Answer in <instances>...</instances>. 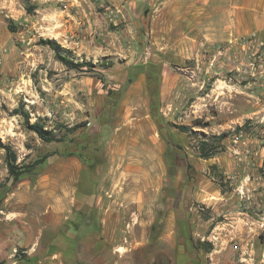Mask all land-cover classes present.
I'll return each instance as SVG.
<instances>
[{
  "label": "crops",
  "instance_id": "1",
  "mask_svg": "<svg viewBox=\"0 0 264 264\" xmlns=\"http://www.w3.org/2000/svg\"><path fill=\"white\" fill-rule=\"evenodd\" d=\"M48 1L61 2L62 13L76 19L78 46L97 39L98 6L106 9L109 24L119 26L107 29L108 35L120 34L129 48H120L125 62L107 70L102 80L93 73L75 79L76 118L86 126L70 134L75 149L51 151L46 167L55 161L52 173L44 170L20 182L6 200L13 201L11 207L0 209V263L15 246L33 252L58 237L64 263L196 264L205 254L234 264L247 253L252 256L259 235L256 221L241 208V149L204 159L211 167L220 165L233 189L214 178L192 183L193 205L203 202L209 211L203 216L188 204L180 213V200L186 205L191 198L169 193L188 188L176 181L179 148L171 134H181L169 128L164 107L165 93L179 87L173 65L180 57L195 55L213 41L264 31V0ZM62 24L59 33L68 37L72 24ZM203 243L211 247L205 253Z\"/></svg>",
  "mask_w": 264,
  "mask_h": 264
},
{
  "label": "rangeland",
  "instance_id": "2",
  "mask_svg": "<svg viewBox=\"0 0 264 264\" xmlns=\"http://www.w3.org/2000/svg\"><path fill=\"white\" fill-rule=\"evenodd\" d=\"M252 2L257 1L246 0L248 4ZM53 3L51 5L48 0H0V145H3L0 147V209L11 207L13 201L6 200L20 182L32 180L37 175L40 177L44 170L48 175L57 166L53 161L50 167H46L45 162L37 166L34 172L23 174L18 182H14L4 147H10L16 154L15 165L19 169L33 164L51 151L59 152L62 146L75 149L76 138L70 140L68 133L73 125L85 123L76 118L75 79L81 75L92 76L90 73H93L95 78L102 80L107 70L125 62L120 48H129L128 41L124 42L120 34L108 35L107 29L114 32L119 26L109 24L103 14L106 9L98 6L95 9L100 13V20L94 24L97 39H85L78 46L77 42L81 39L77 36L76 19L62 13L65 6H60L61 2ZM65 20H70L72 25L68 37L63 39L59 32L65 27L62 24ZM256 34L264 41V31ZM250 36L243 37L244 40L226 38L213 41L211 45L196 50L195 55L181 56L180 62L173 65L174 77L179 76V87L172 93L170 90L165 93L164 107L169 128L181 134L179 137L171 134L179 148L180 168L173 170L180 173L176 180L180 187L188 188L192 183L214 178L227 190H232L233 186L225 179L218 163L211 167L200 159L199 143L203 138L215 141L214 136L227 133L228 136L221 143L218 141L220 145L216 156L220 158L223 152L236 146L241 149L237 171L243 199L241 208L256 221L259 239L252 256L247 253L240 261L235 260L234 264H264V73H256L255 38ZM49 40L57 43V50L62 56L82 66L71 68L58 60L56 50L44 42ZM79 50L88 54L81 56L77 52ZM16 109L20 114L15 112ZM23 113L29 114L30 123H42L46 129L54 130L57 137L64 136L63 142L68 140L69 144L44 142L28 129L21 115ZM196 120L201 125L209 123V126L195 125ZM178 127L192 129L187 133L189 139L182 135L185 132ZM236 135H241L238 141L235 140ZM194 171H198L200 176L196 177ZM35 191L41 190L37 188ZM169 193L179 199L183 194L190 196L191 200L186 205L180 200V213L190 204L203 216L207 215L209 210L206 204L195 202L193 205L194 196L190 187L188 190L186 187L172 189ZM243 217L248 218L247 215ZM222 219L219 217V221ZM241 223L246 224V221ZM60 245L58 237L53 238L49 246L36 248L33 252L15 246L0 264H12L17 260L19 264H75L77 260L64 263ZM52 254L56 256L51 258ZM193 262L233 264L210 259L205 254ZM164 264L169 263L166 261Z\"/></svg>",
  "mask_w": 264,
  "mask_h": 264
},
{
  "label": "trees",
  "instance_id": "3",
  "mask_svg": "<svg viewBox=\"0 0 264 264\" xmlns=\"http://www.w3.org/2000/svg\"><path fill=\"white\" fill-rule=\"evenodd\" d=\"M44 42L49 43L53 47V49L56 50V57L58 58V60L63 62L65 65L71 66V68H77V66H82V65H80L78 63H74L73 61H70L66 57L62 56L58 52V50H57L58 45L54 40H49V41H44ZM15 112L17 114H20L18 109H16ZM21 115L24 117L25 123H26L28 129L35 132L44 142H47V143L63 142L64 136L57 137L54 130L46 129L45 125H43L40 122L30 123V116L27 113H25V114L23 113ZM195 122H196L195 125H199V126L203 125L205 127L209 126V123H204L201 125V123L199 121L196 120ZM85 126H86V123H79V124L73 125L70 128L68 135L76 133L80 128H83ZM179 130L182 132H185V133H189L192 131V129L188 130L187 128H184V129L179 128ZM227 136H228L227 133H222L218 136H214L215 141L210 140L208 138H203L200 141L199 148H198V153H199L200 158L205 159V160H209V159L214 158L216 156V154L218 153L217 147L220 145L219 142L221 143ZM65 138H67V137H65ZM76 144H77V142L75 141V145ZM80 145H82V143H80ZM88 146H90V145H88ZM0 147H3V145H0ZM85 148H87V146ZM4 149L7 151V154H8L9 173L13 176L14 182H18L23 174L34 172V170L36 169L37 166L44 164L47 161V159L52 155L51 153L46 154V155L38 158L37 160H35L33 162V164H31L27 167H24L23 169H19L15 165V162L17 160L16 154H14L11 151L10 147H8V146L4 147ZM219 184L221 186H224V185H222V183H219ZM203 246H205L206 250H208V251L211 248V247H209L208 243H203Z\"/></svg>",
  "mask_w": 264,
  "mask_h": 264
},
{
  "label": "built area",
  "instance_id": "4",
  "mask_svg": "<svg viewBox=\"0 0 264 264\" xmlns=\"http://www.w3.org/2000/svg\"><path fill=\"white\" fill-rule=\"evenodd\" d=\"M254 37V48H255V54H254V65H255V70L257 74H263L264 73V41L261 39L257 38V34L253 33L251 34L250 38ZM242 40L244 38L242 37ZM248 41H250L248 39ZM241 135H236L235 140L238 141L240 139Z\"/></svg>",
  "mask_w": 264,
  "mask_h": 264
}]
</instances>
